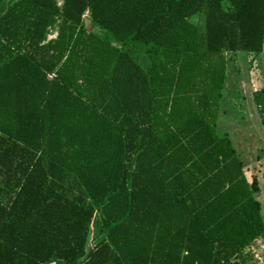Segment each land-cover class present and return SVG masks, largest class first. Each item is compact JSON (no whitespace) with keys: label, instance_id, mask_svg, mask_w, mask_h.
<instances>
[{"label":"trees","instance_id":"obj_1","mask_svg":"<svg viewBox=\"0 0 264 264\" xmlns=\"http://www.w3.org/2000/svg\"><path fill=\"white\" fill-rule=\"evenodd\" d=\"M240 52L264 0H0V264L245 262L261 185L218 130Z\"/></svg>","mask_w":264,"mask_h":264},{"label":"rangeland","instance_id":"obj_2","mask_svg":"<svg viewBox=\"0 0 264 264\" xmlns=\"http://www.w3.org/2000/svg\"><path fill=\"white\" fill-rule=\"evenodd\" d=\"M201 20L203 19H199ZM194 21L197 22L198 17ZM85 26L88 30L91 29L89 13L85 16ZM248 60L246 67L243 66L240 73L234 69L228 80L223 104V111L227 116L223 114L222 120L226 128L234 126L238 130L236 136L242 142L241 154L247 177L250 182L257 178L261 185L258 197L264 214V126L254 102V93L264 88V52L258 56H250ZM246 131L252 136L247 142L241 138L246 135ZM245 255L246 261H238L239 264H264V238L255 241Z\"/></svg>","mask_w":264,"mask_h":264},{"label":"crops","instance_id":"obj_3","mask_svg":"<svg viewBox=\"0 0 264 264\" xmlns=\"http://www.w3.org/2000/svg\"><path fill=\"white\" fill-rule=\"evenodd\" d=\"M195 19V18H194ZM249 56L246 54V53H243V52H240L237 54L236 56V62L234 63L236 65V69L239 71V73L241 72L242 70V67L245 66L248 64L249 60H248ZM231 71V70H230ZM228 80L230 78V76H232V73L230 72V74L228 75ZM227 84H228V81H227ZM224 104V103H223ZM223 104L221 106V110H220V113H219V119H218V130L220 133H228L231 135L232 139H233V143L238 151V153L241 155L242 157V150H241V146H240V143H242L241 141L238 140V137L236 136V133L238 134V130L233 126V127H229V128H226L225 127V124H224V121L222 120L225 116H227L225 114V112L223 111ZM224 114V115H223ZM223 115V116H222ZM223 121V122H222ZM248 129V127H246V130ZM246 137V138H245ZM249 137L251 138V134H248L247 131H246V135L241 137L243 139V141L245 140V142L249 141ZM237 138V139H236ZM236 140H238L236 142ZM243 160V159H242ZM244 161V160H243Z\"/></svg>","mask_w":264,"mask_h":264}]
</instances>
